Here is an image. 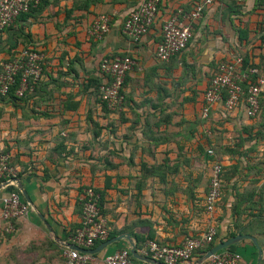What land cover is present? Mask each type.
I'll list each match as a JSON object with an SVG mask.
<instances>
[{
	"label": "crops",
	"instance_id": "crops-1",
	"mask_svg": "<svg viewBox=\"0 0 264 264\" xmlns=\"http://www.w3.org/2000/svg\"><path fill=\"white\" fill-rule=\"evenodd\" d=\"M140 2L42 0L23 26L0 31V62L25 47L44 55L35 92L0 97V155L15 173L0 188V264H65L86 186L102 193L111 233L134 244L135 236H151L180 245L213 225L210 249L231 242L236 264H264V99L253 118L241 105L227 112L222 103L202 116L218 63L240 57L243 68L264 76V0H215L192 23L187 47L165 63L155 54L162 24L201 0H161L150 31L134 42L121 29ZM100 14L110 17V29L96 40L89 31ZM123 56L136 65L125 75L121 109L111 112L98 96L99 64ZM215 163L222 166L221 195L208 213ZM13 179L29 209L6 235L1 198L12 187L19 191ZM113 245L96 254L94 264L130 247L125 239Z\"/></svg>",
	"mask_w": 264,
	"mask_h": 264
},
{
	"label": "built area",
	"instance_id": "built-area-1",
	"mask_svg": "<svg viewBox=\"0 0 264 264\" xmlns=\"http://www.w3.org/2000/svg\"><path fill=\"white\" fill-rule=\"evenodd\" d=\"M42 0H0V31L10 27L15 19L31 8H36ZM161 0H141L137 7L131 10L122 24V34L137 42L142 39L153 25ZM215 0H201L188 13L177 10L161 26L160 41L156 46V58L165 63L181 53L193 37L192 23L201 18L205 7ZM238 3L243 0H234ZM110 29V17L98 15L89 31L96 40L101 39ZM44 55L31 47L22 48L13 58L0 62V96L6 97L10 87L18 78V88L14 92L17 99L32 93L41 80ZM136 65L128 57L104 58L100 61L99 72L103 82L99 86V98L108 111H119L124 103L123 84L125 75ZM264 99V76L255 67L242 66V58L235 57L231 61L218 63L209 85L204 92V107L202 116L206 117L209 108L216 103H222L225 111L230 112L243 106L247 117L253 118L260 113ZM212 155L211 150L208 151ZM14 169L8 164V156L0 155V185L9 182L14 177ZM222 166L213 164L208 192L205 196V210L214 211L221 195ZM100 195L93 187L81 189L79 203L81 205V220L75 230L72 244L92 249L96 242H103L109 234L107 218L99 208ZM1 219L4 232L13 231V221L28 213L29 204L20 192H7L1 198ZM215 236V227L208 226L205 233L197 237H187L180 245L162 244L154 239L146 240L137 253L152 261L162 264L190 263L194 253L209 245ZM65 264H94L93 255L80 253L77 250L66 249L63 252ZM130 247L115 250L104 257L101 264H131ZM240 260L238 254L229 251H219L212 254L202 264H236ZM197 261V260H196ZM196 261L194 264H196Z\"/></svg>",
	"mask_w": 264,
	"mask_h": 264
},
{
	"label": "water",
	"instance_id": "water-1",
	"mask_svg": "<svg viewBox=\"0 0 264 264\" xmlns=\"http://www.w3.org/2000/svg\"><path fill=\"white\" fill-rule=\"evenodd\" d=\"M11 182L14 183L16 185V187L19 189V192L22 195L23 199L26 202H29V198H28L26 192L21 188V186L19 184H17V181L15 179H13ZM9 184H10V182H5V183L0 185V188L6 187ZM40 218L44 222L43 217L40 216ZM45 225H47V224H45ZM46 227H48V226H46ZM121 239H125V240L128 241V243L130 245V253H131V256L133 257V259H135L137 261H140V262H143V263H146V264H162V263H159V262H156V261H152V260H150V259H148L146 257L140 256L137 253L136 245L134 243H132V241L130 240V237L128 235H125V234L113 237L111 239H107V240L101 242L100 244H98L96 247H94L92 249H83V248H80V247H78V246H76L74 244H69L68 247H69V249L77 250L80 253L96 255V254L100 253L101 251H103L104 249H106L107 247H109V246L113 245L114 243L118 242ZM230 244H231V242H228V243L226 242L225 244H222V245H220L218 247L211 248L206 253H204L200 259H198L196 261V264H202L212 254H214L215 252L220 251L221 249L227 248Z\"/></svg>",
	"mask_w": 264,
	"mask_h": 264
},
{
	"label": "trees",
	"instance_id": "trees-1",
	"mask_svg": "<svg viewBox=\"0 0 264 264\" xmlns=\"http://www.w3.org/2000/svg\"><path fill=\"white\" fill-rule=\"evenodd\" d=\"M41 3H42V1H41ZM41 3H40L36 8H31V9L29 10L28 13L20 14V15L15 19V21H14V23H13L12 25H14L15 23H18L19 27H20V26H23V25L27 22V19H28L33 13H35L36 11H38L39 7L41 6ZM12 25H11V26H12ZM11 26H10V27H11ZM8 28H9V27H8ZM20 29H21V28H18V30H20ZM20 34H21V33H20ZM245 34H246L245 31H241V32H240L239 39L242 40L243 37L245 36ZM262 40H264V39H262ZM10 47H11V46H10ZM10 47H9V48H10ZM18 85H19L18 78H16V81H15V83L10 87V90H9L7 96H6V97H3V98H8L9 100H11V99H14V100L17 99V98L14 96V92L17 90ZM37 86H38V85L35 86V88H34V90H33L34 92H35ZM98 88H99V87H98ZM25 96H26V95H25ZM0 97H2V96H0ZM100 101H101V100H100ZM101 104H102L103 107L105 108V105H104V103H103L102 101H101ZM105 109H106V108H105ZM93 189H94L95 192H97V193L100 195V198H99V208H100V212H101V214L103 215V213H102V193H101L98 189H95V188H93ZM10 192H18V190L12 187ZM117 234H119V233H111V231H110V229H109V234H108L107 239H111V238L115 237ZM135 238H136L135 245H136V249H137V250L140 249V247L142 246V244H143L146 240H152V239H153V237H151V236H150V237H147V238H139V237L135 236ZM107 239H106V240H107ZM100 243H101V242H96V243L94 244L93 248L96 247V246H97L98 244H100ZM211 244H212V242H211L209 245H206L205 247H203V248L197 250V251L194 253V258H195V259H198V258L200 257L201 254H203L205 251H207L208 249H210ZM226 250L229 251V252H233V250H232L231 247L227 248ZM94 256H95V255H93V257H94ZM131 260H132V261H135L133 258H131Z\"/></svg>",
	"mask_w": 264,
	"mask_h": 264
},
{
	"label": "rangeland",
	"instance_id": "rangeland-1",
	"mask_svg": "<svg viewBox=\"0 0 264 264\" xmlns=\"http://www.w3.org/2000/svg\"><path fill=\"white\" fill-rule=\"evenodd\" d=\"M43 61H44V60H43ZM98 96H99V94H98ZM99 99H100V98H99ZM6 235H8V234L6 233ZM113 246H114V245H111V247H113ZM109 247H110V246H109ZM109 247H107V248H109ZM111 247H110V248H111ZM107 248H106V249H107Z\"/></svg>",
	"mask_w": 264,
	"mask_h": 264
}]
</instances>
